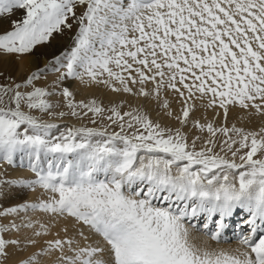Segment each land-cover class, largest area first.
<instances>
[{
    "label": "snow or ice",
    "instance_id": "6c2138e0",
    "mask_svg": "<svg viewBox=\"0 0 264 264\" xmlns=\"http://www.w3.org/2000/svg\"><path fill=\"white\" fill-rule=\"evenodd\" d=\"M57 36L0 73V264H264V0H0V60Z\"/></svg>",
    "mask_w": 264,
    "mask_h": 264
},
{
    "label": "bare ground",
    "instance_id": "6f19581e",
    "mask_svg": "<svg viewBox=\"0 0 264 264\" xmlns=\"http://www.w3.org/2000/svg\"><path fill=\"white\" fill-rule=\"evenodd\" d=\"M69 43L68 38L67 37H59L57 36L56 40H54L52 42V44L50 46L47 47H38L36 50V57L38 56H43L44 54L48 55V59L51 58V56L53 55V53L57 52L58 50L62 49V47L67 46V44ZM38 60V59H37ZM35 61V65L38 66L41 61ZM31 61V60H29ZM27 61V62H29ZM25 60L22 61L21 63H18V72L22 71L23 66L27 63ZM25 63V64H24ZM33 63V62H32ZM33 66V65H32ZM31 67V66H30ZM25 70H26V66H25ZM27 71V70H26ZM19 74V73H18ZM15 75H17L15 73ZM19 76V75H17ZM71 90L79 93V95H86L91 97L92 95H96V96H102L106 99V97L103 95V89L99 90L97 89L95 86L92 85H88V84H80L78 81H73L71 84ZM174 108H178L179 106L176 104H173ZM203 110H201L200 112L197 113V115H203ZM242 115H245L243 113H239V112H234L232 113L230 120H234L238 126H246V127H250L253 125L258 126L260 123V119L253 117L252 119V124L250 125L248 120H241L240 117ZM209 118H211V112L209 111L208 113ZM67 123H72L73 121H66ZM2 171V170H1ZM30 174L27 171L21 170V169H12L11 171H8L6 178L8 179H15L21 176H29ZM35 193H31L28 195V197L24 196V192L17 194L16 192H14V194L12 195L11 199H9L6 203V206H10L12 204H16V203H20L23 200H32L35 198ZM241 219L240 215H236L232 218V223L233 225L238 222ZM60 227V225H57L56 228L53 229V232L51 235H49L48 237H46V239H53L55 237V232L58 230V228ZM210 227L214 228V225H210ZM62 235V234H61ZM194 237H196L195 242H200V240L204 239V237L202 235H200L199 233L194 232L193 233ZM232 230L229 229L227 232V236L230 238L232 236ZM215 243V242H212ZM236 241L234 238H232V240H230V242H225L222 243L220 246L222 247H235L236 246ZM31 250V249H30Z\"/></svg>",
    "mask_w": 264,
    "mask_h": 264
},
{
    "label": "rangeland",
    "instance_id": "374dc122",
    "mask_svg": "<svg viewBox=\"0 0 264 264\" xmlns=\"http://www.w3.org/2000/svg\"><path fill=\"white\" fill-rule=\"evenodd\" d=\"M14 19L15 18H18V17H13ZM41 48V47H40ZM48 55L47 54H44L43 56H37L36 57V54L35 55H33V56H30V57H25V58H23L22 60H20V61H17V60H15V58H13V57H7V58H4L3 60H0V73H3L4 74V76H11V77H13V78H15L17 81H19V80H21V79H23L27 74H28V71H29V69H33V68H35V67H37L36 65H35V61L37 60L38 62L39 61H41V62H39L40 64L38 65V66H43L44 64H45V62L48 60ZM29 61V60H31V61H29V62H27L24 66H23V68H22V71H20V72H18V63L20 62H22V61ZM33 62V63H32ZM33 65V66H32ZM25 66H26V70H25ZM31 66V67H30ZM15 73L17 74V75H19V76H17V75H15ZM19 73V74H18ZM73 82V81H72ZM72 82L68 85L69 87H70V89L72 88L71 87V84H72ZM99 90H102V89H99ZM75 92V91H74ZM76 93V99L77 100H79V99H83V98H89V96H86V95H79V93H77V92H75ZM97 97H99L100 99H105L104 97H100V96H97ZM195 103H199L198 101H196ZM5 167H7V166H5ZM13 168H11V167H7V173H8V171H11ZM19 169V168H18ZM3 171V169H0V171ZM32 192L31 191H25L24 192V196H26V197H28V195L29 194H31ZM14 194V192L13 193H11V197H12V195ZM23 201H26V200H23ZM22 201V202H23ZM7 203V202H6ZM21 203V202H20ZM6 222V221H5ZM236 241V240H235Z\"/></svg>",
    "mask_w": 264,
    "mask_h": 264
}]
</instances>
